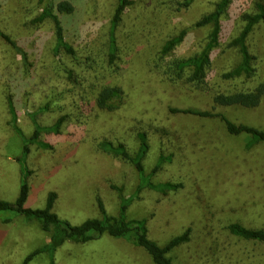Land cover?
<instances>
[{"label": "rangeland", "instance_id": "1", "mask_svg": "<svg viewBox=\"0 0 264 264\" xmlns=\"http://www.w3.org/2000/svg\"><path fill=\"white\" fill-rule=\"evenodd\" d=\"M48 1L0 0V30L17 44L0 36V199L15 203L26 182L27 207L45 208L54 192V212L79 225L102 216L99 200L109 215H119L116 185L132 200L127 217L146 219L148 235L159 245L191 229L190 240L168 254L175 263L264 264V243L242 239L228 229L234 222L264 229V140L249 146L255 140L252 135L230 134L221 118L264 131V99L256 108L214 101L218 93L251 90L264 82V24L256 26L248 40L256 56L255 75L223 77L240 61L230 41L254 0H233L222 20L221 44L213 52L206 82L198 84L189 80V69L179 76L170 66L204 49L212 27L197 23L220 0H194L186 8L176 0H134L116 29L118 57L112 64L109 31L117 0H69L75 11L60 17L74 56L56 53L51 21L35 22ZM183 30L184 40L162 55L165 42ZM108 85L122 89L111 111L96 103ZM10 99L25 137L11 124ZM62 117L58 132L44 129L38 141L26 144L37 124L50 128ZM141 132L149 143L143 159L148 176L141 180L177 184L178 189L163 193L145 188L137 193L135 165L100 147L104 141L123 143L135 156ZM161 156V167L152 173ZM49 241L37 221L0 211V264H23ZM29 264L155 262L145 248L104 234L82 243L68 240L54 254L45 250Z\"/></svg>", "mask_w": 264, "mask_h": 264}, {"label": "trees", "instance_id": "2", "mask_svg": "<svg viewBox=\"0 0 264 264\" xmlns=\"http://www.w3.org/2000/svg\"><path fill=\"white\" fill-rule=\"evenodd\" d=\"M178 6L188 7L194 0H176ZM233 0H220L213 12L203 16L198 21L197 25L200 27L211 26L212 31L209 34V41L204 49L189 58L178 59L174 61V64L170 66L171 70H174L179 76L184 75L187 69H189V80L195 83H205L208 70L212 65L213 52L221 44L222 38V20L225 13L230 8ZM134 4V0H117V7L115 9L114 16L111 20V27L109 31V63H114L118 57V44L116 38V29L121 23L125 10ZM253 10L245 11L241 16L243 23L239 33L232 38L230 46H235L240 54L239 63L231 69L229 72H224L223 77L225 79L234 78H252L255 75V60L256 56L252 53L248 40L253 33L256 26L264 24V0H254ZM178 8V9H180ZM75 11L74 4L69 0H61L54 2L49 0L44 6L40 15L36 18L35 22H43L49 20L52 23V28L55 37V51L56 53L65 52L68 55H76V50L67 41L65 28L63 21L60 17L62 14H71ZM186 35V31L183 30L178 35H175L171 39H168L162 47L161 54H170L175 47L180 44ZM0 36L9 41L14 47H17L16 42L12 37L0 30ZM122 98V89L118 86H104L97 96V106L101 109L114 110L117 107V101ZM264 99V82L257 85L251 90H240L233 93H218L214 97V101L217 104L223 106L239 105L246 108H256L261 105ZM10 113L12 114L11 124L15 131L24 136L22 130L18 125V116L13 104V101H9ZM176 112L198 114L200 116H212L210 112H195L194 110H178L171 109ZM227 131L232 135H240L247 133L252 135L255 139L252 143H256L264 140V131L245 123H237L226 116H221ZM64 117L59 118L56 124L50 128H44L40 125H36L37 129L32 137L26 139L27 143H33L38 141L41 131L53 130L58 132L62 126ZM140 146L135 154L131 156L126 146L123 143L113 144L109 141H104L100 144V147L108 153L116 156H121L124 159L130 160L136 167L139 174V185L136 192H140L142 189L151 188L156 191L166 193L168 190H176L180 185L172 183H160L155 184L151 179L146 181L141 180L146 178L148 174L144 173L143 159L149 151V143L146 133H139ZM26 152L28 151L27 145L25 146ZM164 157L161 156L157 166L153 169L152 173L158 171L161 167V162ZM22 171L24 174L28 173L26 166V160L22 158L20 160ZM151 176V174H150ZM112 187L119 193L121 198L120 211L118 216L109 215L104 207V204L99 200V206L102 216L99 218H89L79 225L71 224L67 220L61 219L57 213L54 212V204L56 200V193L51 192L47 199L45 208H31L27 207L26 201L28 199L29 189L28 184L25 182L21 186L20 195L15 203H10L3 199H0V211H11L15 215L23 216L29 221H37L41 228L50 235V241L45 246L34 250L29 254L23 264H29V262L35 258L38 254L48 250L52 254L66 241L71 240L74 242H87L101 237L104 234H109L115 237L125 238L136 245H139L147 250L151 255L155 264H177L168 255L174 248L186 243L190 240L191 229H187L184 233L173 237L164 246L159 245L155 240L151 239L148 235V226L146 219H129L127 217V209L131 203V199H128L123 194L122 188L112 185ZM131 200V201H130ZM10 220V219H5ZM229 231L242 239L253 240L264 243V229L262 228H248L238 222L231 223L228 226Z\"/></svg>", "mask_w": 264, "mask_h": 264}]
</instances>
